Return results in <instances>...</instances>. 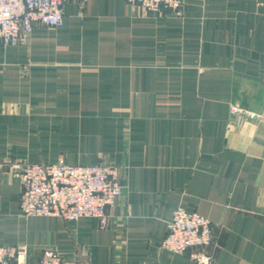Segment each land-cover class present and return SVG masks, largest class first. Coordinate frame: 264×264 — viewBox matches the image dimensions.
I'll return each instance as SVG.
<instances>
[{
	"label": "crops",
	"instance_id": "0c3cea01",
	"mask_svg": "<svg viewBox=\"0 0 264 264\" xmlns=\"http://www.w3.org/2000/svg\"><path fill=\"white\" fill-rule=\"evenodd\" d=\"M65 0L64 25L0 42V160L120 167L96 219L25 216L0 171V245L65 264H191L160 246L178 206L213 225L212 264H264V0ZM242 109L231 114V105Z\"/></svg>",
	"mask_w": 264,
	"mask_h": 264
},
{
	"label": "built area",
	"instance_id": "2783aa9c",
	"mask_svg": "<svg viewBox=\"0 0 264 264\" xmlns=\"http://www.w3.org/2000/svg\"><path fill=\"white\" fill-rule=\"evenodd\" d=\"M65 0H0V42L3 46L26 41L37 24L53 28L64 25ZM145 12L163 10L182 15L183 0H129ZM231 114L242 109L233 104ZM22 185L19 207L25 216H59L75 221L96 219L101 228L109 224L108 208L123 194L120 167L96 162L68 163L55 161L0 160V171L14 168ZM161 240L163 249L177 255H189L191 264H212L211 248L216 244L211 220L197 211L178 206L167 221ZM26 244L0 245V264H27ZM66 258L52 248H44L38 264H65ZM83 264V263H75Z\"/></svg>",
	"mask_w": 264,
	"mask_h": 264
}]
</instances>
